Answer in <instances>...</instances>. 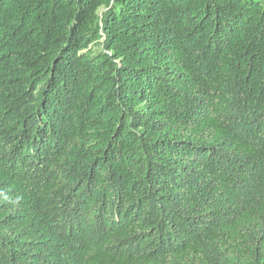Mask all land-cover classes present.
<instances>
[{
    "label": "trees",
    "instance_id": "1",
    "mask_svg": "<svg viewBox=\"0 0 264 264\" xmlns=\"http://www.w3.org/2000/svg\"><path fill=\"white\" fill-rule=\"evenodd\" d=\"M0 264H264V0H0Z\"/></svg>",
    "mask_w": 264,
    "mask_h": 264
}]
</instances>
